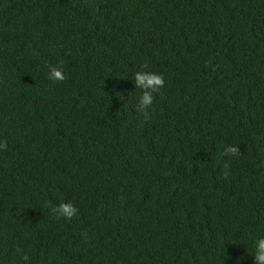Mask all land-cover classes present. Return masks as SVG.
I'll use <instances>...</instances> for the list:
<instances>
[{
    "label": "trees",
    "instance_id": "16d2710c",
    "mask_svg": "<svg viewBox=\"0 0 264 264\" xmlns=\"http://www.w3.org/2000/svg\"><path fill=\"white\" fill-rule=\"evenodd\" d=\"M0 140V264H253L264 0H0Z\"/></svg>",
    "mask_w": 264,
    "mask_h": 264
},
{
    "label": "clouds",
    "instance_id": "9594fccd",
    "mask_svg": "<svg viewBox=\"0 0 264 264\" xmlns=\"http://www.w3.org/2000/svg\"><path fill=\"white\" fill-rule=\"evenodd\" d=\"M49 79L59 81L64 79V73L61 68L49 66L48 71ZM134 89H140L141 94L138 96L135 105L137 112H142L144 117L149 115L148 109L153 103V93L157 92L164 84L163 78L155 72L150 71H137L132 80ZM6 147V142L0 140V150ZM238 152V147L228 146L225 149V154L235 155ZM53 212L59 217L70 220L77 213L76 207L71 202H61L59 205L52 209ZM253 264H264V236H260L253 241ZM27 260V256L23 257Z\"/></svg>",
    "mask_w": 264,
    "mask_h": 264
}]
</instances>
